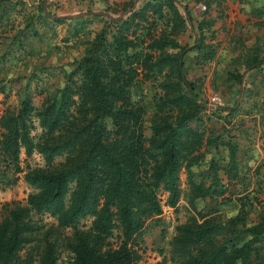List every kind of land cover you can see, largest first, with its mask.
<instances>
[{
    "label": "trees",
    "instance_id": "obj_1",
    "mask_svg": "<svg viewBox=\"0 0 264 264\" xmlns=\"http://www.w3.org/2000/svg\"><path fill=\"white\" fill-rule=\"evenodd\" d=\"M178 1L145 0L112 23L109 37L104 29L95 34L73 61L65 84L46 93L38 107L25 93L14 111L0 114V186L13 185L21 173L32 188L24 204L3 205L0 264H57L62 250L68 253L66 264H135L147 222L156 224L162 212L158 192L166 193L164 204L176 209L182 196L181 168L189 173L190 159L198 156L192 154L203 143H212L190 126L203 107L195 101L196 80L186 78L184 60L193 49L202 64L213 56L204 42L208 21L201 17L192 23L187 11L186 17L181 14ZM165 17L168 31H157V21ZM186 29L196 33L190 49L175 37ZM253 64L263 71L264 58L252 57L245 67ZM164 69H168L165 78L156 83L162 93L152 95L153 112L145 133L146 107L132 99L131 88L140 80L156 81ZM233 70L239 83L242 73ZM0 92L6 96L3 85ZM166 108L180 109L177 119L172 121ZM223 110L231 113L234 107ZM35 122L40 133L33 137ZM228 149L230 165L225 174L231 178L236 174L234 146L228 144ZM33 152L44 166L23 169L20 153L28 157ZM210 169L209 185L193 182L187 175L185 196L193 213L174 227L171 260L174 264H264L259 247L264 216L245 229L243 241L235 242L233 235L219 241L223 227L217 216L196 209L197 199L222 194L223 187L214 186L219 178L212 162ZM44 214L55 223L46 226L36 221ZM84 219L89 223H81ZM239 221L238 216L232 219ZM25 245L29 249L21 258L19 251Z\"/></svg>",
    "mask_w": 264,
    "mask_h": 264
},
{
    "label": "rangeland",
    "instance_id": "obj_2",
    "mask_svg": "<svg viewBox=\"0 0 264 264\" xmlns=\"http://www.w3.org/2000/svg\"><path fill=\"white\" fill-rule=\"evenodd\" d=\"M144 1L55 0L45 4L44 13L43 0H0V85H3L6 93L3 96L0 92V114L5 110L14 111L25 93L31 96V102L38 107L46 93L57 91L65 84V75L72 68L73 61L84 53L95 34L104 29L109 37L114 27L112 23H118L98 14L63 18L60 22L51 17L100 10L117 18L121 11L128 8L134 10ZM128 14H122L121 19ZM74 28L78 29L75 34ZM160 29L168 31L166 17L157 21L156 30ZM195 36L196 33L186 29L175 37L180 45L190 49ZM165 51L174 53L175 50L167 48ZM196 56L195 50L186 53V57ZM210 62L206 60L202 64L205 70L200 68L195 74L192 72L195 66L190 68L187 66L188 61L184 60V72L187 79L196 80L193 91L195 101L203 107L197 118L190 120V126L201 131L204 140L210 138L212 143H203L192 154L198 156L190 159L193 164L189 167V173L185 167L181 168L179 185L182 196L176 209L164 204L166 193L158 192L162 212L156 224L147 222L138 248L140 259L135 264H174L170 253L174 227L193 213L185 196L189 189L187 175L193 182L209 185L211 162L217 167L216 175L219 178L214 186L223 187L222 194L212 199H197L195 207L202 213L217 216L223 227L217 240L233 235L235 242L243 241L246 238L245 229L258 223L264 216V72H251L250 67H245L241 72L242 79L240 77L237 83L231 74L234 73L233 68H222ZM166 72L168 69H164L154 82L140 80V85L131 88L132 99H138L146 107L143 121L145 133L149 132V119L153 112L152 95L162 93L156 83L165 78ZM212 96L218 97L216 102H212ZM231 106L234 107L231 113L223 110ZM179 112L177 108H166V114L170 115L172 121L177 119ZM39 133L40 128L35 122L31 135L36 137ZM228 144L234 146L233 168L236 174L231 178L225 174L230 165ZM60 160L56 158V161ZM20 166L26 169L28 166H44V162L36 152L28 157L20 153ZM2 169L3 164L0 162V176ZM30 191L32 188L22 180L21 173L13 185L0 186V219L4 204H24ZM237 216L240 221L233 223L232 219ZM35 218L46 226L55 223L47 214ZM81 223L88 224L89 219ZM66 231L68 234L69 229ZM259 245L264 253V236ZM28 249V245L22 247L19 251L21 258L26 257ZM67 258L68 253L62 250L57 264H66Z\"/></svg>",
    "mask_w": 264,
    "mask_h": 264
},
{
    "label": "crops",
    "instance_id": "obj_3",
    "mask_svg": "<svg viewBox=\"0 0 264 264\" xmlns=\"http://www.w3.org/2000/svg\"><path fill=\"white\" fill-rule=\"evenodd\" d=\"M50 1L55 0H45V4ZM180 1L177 2V6L179 7L178 3L183 6L192 23L197 22L201 17L209 23L203 32L204 42L213 49L210 63L222 68H235L241 73L252 57L264 58V0ZM201 3L206 5L205 10L199 8L198 5ZM179 10L183 14L180 7ZM186 60L187 66L190 68L195 66L192 69L193 73L198 74L200 68L205 70L200 60L194 57H187ZM254 66L256 64L249 66L251 72L258 69V66Z\"/></svg>",
    "mask_w": 264,
    "mask_h": 264
},
{
    "label": "water",
    "instance_id": "obj_4",
    "mask_svg": "<svg viewBox=\"0 0 264 264\" xmlns=\"http://www.w3.org/2000/svg\"><path fill=\"white\" fill-rule=\"evenodd\" d=\"M178 5H179V7L183 10V6L180 4V3H178ZM42 8H43V11H44V13H45V10H46V7H45V0H43V2H42ZM131 9L132 8H128V9H126V10H124V11H121L120 13H119V15H118V17L117 18H113L112 16H111V14H109L108 12H105V11H81V12H79V13H75V14H66V15H55V16H53V17H51V18H54L55 20L56 19H69V18H76V17H81V16H85V15H89V14H92V15H95V14H98V15H102V16H104V17H106V18H108V19H112L114 22H119L120 20H121V17H122V14H124V13H129L130 11H131ZM183 14H184V16L186 17V14H185V11L183 10ZM241 79H242V77H241ZM239 92H240V87H239ZM239 92H238V95H239ZM214 107V106H213ZM215 108V107H214Z\"/></svg>",
    "mask_w": 264,
    "mask_h": 264
},
{
    "label": "built area",
    "instance_id": "obj_5",
    "mask_svg": "<svg viewBox=\"0 0 264 264\" xmlns=\"http://www.w3.org/2000/svg\"><path fill=\"white\" fill-rule=\"evenodd\" d=\"M198 6H199V8H200L201 10H205V9H206V5H205L204 3H201V4H199ZM217 99H218L217 96H212V97H211L212 102H216Z\"/></svg>",
    "mask_w": 264,
    "mask_h": 264
}]
</instances>
